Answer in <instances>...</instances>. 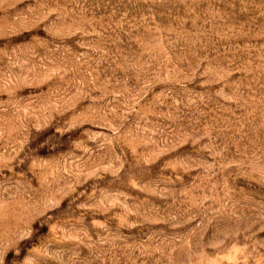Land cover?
<instances>
[{
    "label": "rangeland",
    "instance_id": "1",
    "mask_svg": "<svg viewBox=\"0 0 264 264\" xmlns=\"http://www.w3.org/2000/svg\"><path fill=\"white\" fill-rule=\"evenodd\" d=\"M0 264H264V0H0Z\"/></svg>",
    "mask_w": 264,
    "mask_h": 264
}]
</instances>
